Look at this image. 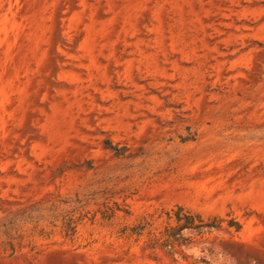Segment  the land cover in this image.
I'll use <instances>...</instances> for the list:
<instances>
[{"label": "rangeland", "instance_id": "374dc122", "mask_svg": "<svg viewBox=\"0 0 264 264\" xmlns=\"http://www.w3.org/2000/svg\"><path fill=\"white\" fill-rule=\"evenodd\" d=\"M0 264H264V0H0Z\"/></svg>", "mask_w": 264, "mask_h": 264}, {"label": "trees", "instance_id": "16d2710c", "mask_svg": "<svg viewBox=\"0 0 264 264\" xmlns=\"http://www.w3.org/2000/svg\"><path fill=\"white\" fill-rule=\"evenodd\" d=\"M173 223L167 224L162 230L153 233L149 242H161L171 251L181 250L183 246L194 243L191 235H186L185 230L192 234H204L221 227L223 218L219 216L204 217L202 214L192 211L183 205H176L168 214ZM230 225V224H229ZM232 225V224H231ZM240 225L236 224V230Z\"/></svg>", "mask_w": 264, "mask_h": 264}]
</instances>
